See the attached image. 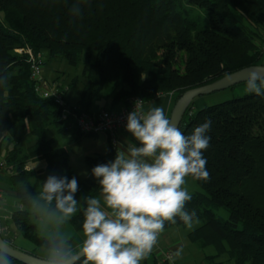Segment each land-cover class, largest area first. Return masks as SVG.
<instances>
[{
	"label": "trees",
	"instance_id": "obj_1",
	"mask_svg": "<svg viewBox=\"0 0 264 264\" xmlns=\"http://www.w3.org/2000/svg\"><path fill=\"white\" fill-rule=\"evenodd\" d=\"M184 1L202 8L204 17H190L183 0H0V157L20 204L12 224L36 247L43 242L24 189L34 196L49 175L71 179L72 170L67 150L56 152L45 136L47 127L67 131L61 109L35 93L26 56L14 50L47 51L73 66L88 54L82 61L86 85L76 103L82 112H91L97 101L114 110L132 97L145 101L168 93L175 104L190 89L259 65L264 0ZM77 3L81 11L73 15ZM207 120L211 139L203 155L210 179L195 181L200 189L190 193L186 210L196 211L198 225L188 237L201 249L213 247L215 257L227 253L234 264H264V95L247 93L196 111L190 104L179 128L190 135ZM26 122L34 141L23 148L17 129ZM72 132L76 140L90 135ZM115 154L109 137L107 151L86 156L85 163L92 170ZM40 161V170L29 167ZM35 175L37 187L31 184ZM78 185L80 206H86V197L99 195L98 181L84 179ZM216 208L228 216L218 215ZM82 222L79 211L68 224L80 233ZM184 225L177 218L176 224L165 222V229ZM153 264L166 262L154 258Z\"/></svg>",
	"mask_w": 264,
	"mask_h": 264
},
{
	"label": "clouds",
	"instance_id": "obj_2",
	"mask_svg": "<svg viewBox=\"0 0 264 264\" xmlns=\"http://www.w3.org/2000/svg\"><path fill=\"white\" fill-rule=\"evenodd\" d=\"M79 4L73 15L80 14ZM248 94L264 95V77L252 73L245 85ZM211 121L185 135L166 115L163 106L135 110L127 116L126 130L137 146L126 141L114 160L92 168L99 195L85 198L80 206L75 194L76 177L49 175L34 196L24 192L31 215L39 223L42 264H141L155 248L165 222L188 228L198 222L196 211L186 210L192 196L187 178L208 181L203 152L210 146ZM82 211V239L74 243L68 223ZM0 246V264H11ZM178 255V254H177Z\"/></svg>",
	"mask_w": 264,
	"mask_h": 264
},
{
	"label": "rangeland",
	"instance_id": "obj_3",
	"mask_svg": "<svg viewBox=\"0 0 264 264\" xmlns=\"http://www.w3.org/2000/svg\"><path fill=\"white\" fill-rule=\"evenodd\" d=\"M183 6L184 9L187 10L188 15L190 17H195L196 15H202L204 17L205 15V11L202 8L193 5L189 6L190 7L189 8L184 0H183ZM41 52L46 56L45 63L41 70V75L46 80L56 83L63 90L65 99L70 106L75 105L81 99L84 91V87L86 85L85 78L82 75V61L84 60V58H86L88 54L83 53L80 59L81 61L73 66L70 65L65 58L51 57L50 55H48L47 51H41ZM89 58L91 59V61H94V53L91 54ZM262 63H264V55H262L259 60V65H264ZM142 76L143 78H145L146 74H143ZM245 85L246 83H239L229 88H225L208 94L197 96L193 99L191 103L192 110L196 111L206 106L214 105L237 97H242L245 94H247L244 90ZM171 94L172 93H168L169 96H171ZM98 102L99 101L94 102L92 108H94V105ZM17 136L20 137L21 140L20 146L23 148H26L27 146L30 145L31 143L29 142L30 139L34 140L33 136L29 132L28 122H26V125L23 128L17 129ZM45 136L46 138H50L53 140V149L55 151L61 152L65 149L67 150L68 162L72 167V171H73L72 177H76L77 181H82L84 179L97 180L92 175L91 169L87 167L85 163V157L94 155V153L97 152L105 151L106 139L103 133L90 134L81 137L79 140H76L73 139L72 130L63 131V130H57L56 128L53 127H47ZM34 169H37V167L35 166ZM31 184L34 187L38 186L37 175H35L32 178ZM185 187H187L190 193L194 191H198L200 189L197 183L195 182V180L191 179L190 177L187 178V184L185 185ZM215 212L218 215L222 216L223 218H226L228 216L227 212L223 208H216ZM33 220L35 223L37 224L39 223L36 217H34ZM197 225L198 222L194 223L193 227L191 228H188L186 225L178 226V230L180 231V234L183 235L184 239H187L188 242L193 244V242L189 239L187 233L189 230L193 229ZM69 228H71V226L68 224L67 229ZM70 235H72V233H70ZM2 237L6 239L4 235ZM4 238L3 240L6 241ZM6 244L8 243L6 242ZM12 246L15 247V249L17 247L15 245ZM18 249H21L20 251H22V248H18ZM23 249H27V248H23ZM197 249L200 252L202 250L205 254H209L208 255L210 256L209 263L217 264L219 263L220 260L222 261L223 264H234L233 261L229 258V255L227 253L215 257L216 252L213 247H205L203 249L197 247ZM26 251L28 252L25 253H29L35 257L38 258L42 257V247L35 246L33 247V249H29V250L27 249Z\"/></svg>",
	"mask_w": 264,
	"mask_h": 264
},
{
	"label": "crops",
	"instance_id": "obj_4",
	"mask_svg": "<svg viewBox=\"0 0 264 264\" xmlns=\"http://www.w3.org/2000/svg\"><path fill=\"white\" fill-rule=\"evenodd\" d=\"M151 106H163L166 115L170 117L171 111L174 106L173 98L169 96L168 94L156 95L144 101L142 111H147ZM103 107H104V102L100 101L94 105L95 109L92 108L91 106L90 110L92 112H97L103 109ZM120 107L121 105L115 107V109H118ZM72 135L74 139V132H72ZM104 135L106 139L105 151H107V149L109 148V136L106 134ZM114 137L115 138L114 140H111V143H112L115 153L117 149L121 148L122 146L126 147V141H132L137 146H139V142L135 141L134 137L131 135L130 132L126 130V128L118 130L116 134L114 135ZM33 141H34L33 139H30L29 142L33 143ZM52 147H53V144H52ZM104 152H97L94 154H99V153H104ZM43 165H44L43 162L40 161V162L33 163L29 167L31 169H34V167L36 166L37 169H34V170H40L41 168H43ZM71 170H72V167H71ZM72 174H73V171H72ZM94 181H97V180H94ZM38 184H39V178H38ZM0 192H1L0 194V232H1V235L2 236L4 235L6 237V239L4 237L3 238L6 240L5 242H7L10 246L15 245L17 246L16 249L22 248V251L28 252L26 250L33 249L35 245L31 243L30 241L24 239L21 235H19L15 231V227L12 224V221H11L12 213L15 210L20 208V204H19L18 199L15 196V193L11 191L9 188L8 173L6 171H3L2 173H0ZM35 225H37V223H35ZM71 228L67 230L69 234L72 233L71 237L73 238L74 243H78L82 239L81 232L75 233L73 228L72 230ZM193 244L188 242L187 239H184L183 235L180 234V231L178 230V226H172L168 229H164L163 233H161L158 238V243L155 246L154 250L143 261H141V264H153L154 258L162 259L163 254L167 251H169L172 254V259H174V261L178 264H209V261L206 259V257L209 254H205L202 250L200 252L197 249L198 246L195 243ZM23 248H27V249H23ZM18 250H21V249H18ZM217 264H223V263L222 261L219 260V263Z\"/></svg>",
	"mask_w": 264,
	"mask_h": 264
},
{
	"label": "built area",
	"instance_id": "obj_5",
	"mask_svg": "<svg viewBox=\"0 0 264 264\" xmlns=\"http://www.w3.org/2000/svg\"><path fill=\"white\" fill-rule=\"evenodd\" d=\"M261 48L264 50V38H262ZM17 54L25 55L29 64L30 79L34 83L35 93L44 99H51L61 109L60 119L67 130L75 129L81 134L103 133L114 140V135L120 129L126 128L127 116L135 110L142 111L144 100L132 97L130 102L121 105L114 110L101 109L97 112H82L76 105L70 106L64 96L63 90L53 82L46 80L41 75L42 67L45 63V55L39 51L34 53L30 48H16ZM6 160L0 157V173L5 170ZM1 194V192H0ZM161 261L166 264H178L172 260V254L167 251L163 254Z\"/></svg>",
	"mask_w": 264,
	"mask_h": 264
},
{
	"label": "water",
	"instance_id": "obj_6",
	"mask_svg": "<svg viewBox=\"0 0 264 264\" xmlns=\"http://www.w3.org/2000/svg\"><path fill=\"white\" fill-rule=\"evenodd\" d=\"M256 73L258 76L264 77V65L250 66L238 71H235L231 74H228L215 82L210 84L200 86L197 88L190 89L186 91L174 104L173 109L170 114V120L179 127L181 119L189 107L193 99L197 96H201L204 94H208L214 91H218L221 89L229 88L239 83L246 82L248 77L252 74ZM6 242L3 240L0 233V246L5 245ZM5 251L8 256L24 263V264H42L41 258L35 257L29 253L22 252L17 250L8 244Z\"/></svg>",
	"mask_w": 264,
	"mask_h": 264
}]
</instances>
